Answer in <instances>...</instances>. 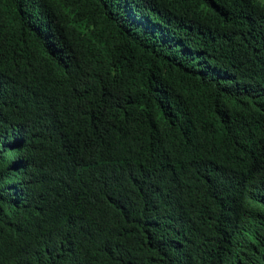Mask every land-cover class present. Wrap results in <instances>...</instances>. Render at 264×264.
Listing matches in <instances>:
<instances>
[{
	"label": "trees",
	"instance_id": "trees-1",
	"mask_svg": "<svg viewBox=\"0 0 264 264\" xmlns=\"http://www.w3.org/2000/svg\"><path fill=\"white\" fill-rule=\"evenodd\" d=\"M0 264H264V0H0Z\"/></svg>",
	"mask_w": 264,
	"mask_h": 264
}]
</instances>
